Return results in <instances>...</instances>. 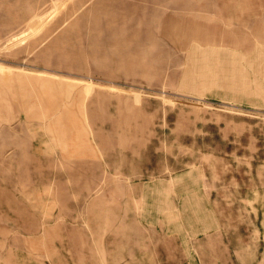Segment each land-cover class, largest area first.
Listing matches in <instances>:
<instances>
[{
	"label": "rangeland",
	"instance_id": "374dc122",
	"mask_svg": "<svg viewBox=\"0 0 264 264\" xmlns=\"http://www.w3.org/2000/svg\"><path fill=\"white\" fill-rule=\"evenodd\" d=\"M0 264H264V0H0Z\"/></svg>",
	"mask_w": 264,
	"mask_h": 264
}]
</instances>
